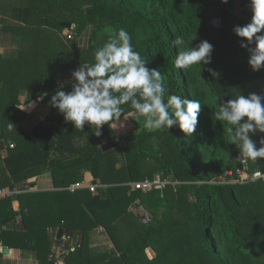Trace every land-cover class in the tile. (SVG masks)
<instances>
[{"label":"trees","instance_id":"16d2710c","mask_svg":"<svg viewBox=\"0 0 264 264\" xmlns=\"http://www.w3.org/2000/svg\"><path fill=\"white\" fill-rule=\"evenodd\" d=\"M49 2L35 6L42 24L61 32L65 29L61 24L70 23L75 37L89 24L94 26L90 48L75 57L82 64L94 63L97 47L108 39L105 29H126L134 50L148 60L147 67L164 75L165 102L171 94L198 99L203 111L192 136H186L178 124L162 131L142 128L128 146H108L118 141L109 125L103 126L99 137L90 125L81 132L50 105L59 88H72L56 83L53 64L39 65L26 60L25 54L0 55V120L21 126L27 117L18 108L21 90L45 95L43 102L50 108L13 146L0 129V188L23 185L44 172L51 173L55 186L19 193L17 210L12 197L0 199V226L11 225L21 215L20 227L0 232L2 243L33 253L39 264H53L52 246L60 242L57 231L64 221V232L81 245L65 256L66 264H264V181L215 183L229 170L236 173L242 164L239 149L228 141L227 129L232 126L216 121L214 113L222 102L247 96L248 84L264 77V68L252 70L250 54L234 32L235 26L250 22V0ZM211 17L221 18V29H210ZM9 31L19 32V27ZM177 35L186 40L197 35L188 47L202 40L213 44L211 63L186 71L177 68L178 49L172 45ZM209 68L219 76H212ZM123 107L124 115L136 113L130 104ZM261 137L264 133L258 132L257 147ZM247 162L250 172L264 171V159ZM85 171L92 174L97 194L90 187L71 188L84 181ZM156 174L182 183L176 189L169 184L147 193L131 189V182ZM136 200L151 212L150 221L143 222L138 212L130 211ZM98 226L115 248L93 255L89 233ZM257 247H261L258 252ZM148 249L154 252L152 258Z\"/></svg>","mask_w":264,"mask_h":264},{"label":"clouds","instance_id":"9594fccd","mask_svg":"<svg viewBox=\"0 0 264 264\" xmlns=\"http://www.w3.org/2000/svg\"><path fill=\"white\" fill-rule=\"evenodd\" d=\"M228 3L229 0H222ZM251 20L244 25L234 27L241 38V47L249 52V61L253 71L264 68V0H250ZM94 26H87L86 34L78 43L82 50L89 46V37ZM108 39L97 47L94 63L80 64L72 72V88L65 91L59 88L51 97L50 105L64 115L65 121L74 124L75 129L84 131L85 125L95 129L94 134L102 135L104 125L113 130L123 127L125 121L124 105L131 106L138 116L145 117L144 127L148 131H162L175 125L192 136L198 125V117L203 104L198 99H190L171 94L165 102L167 92L164 75L157 69L147 67L148 60L134 50L132 36L126 29L107 28ZM177 35L172 45L178 49L175 60L177 68L188 70L194 65L211 63L214 45L202 40L195 47L191 41ZM254 45V46H252ZM214 77L219 73L209 68ZM216 121L227 122L232 127L228 141L239 149L242 161L258 162L264 159V137L260 138V147L251 134L264 133V95L255 92L247 96L240 94L222 102L214 113ZM10 125L9 127H11ZM259 175V173H257Z\"/></svg>","mask_w":264,"mask_h":264},{"label":"crops","instance_id":"0c3cea01","mask_svg":"<svg viewBox=\"0 0 264 264\" xmlns=\"http://www.w3.org/2000/svg\"><path fill=\"white\" fill-rule=\"evenodd\" d=\"M49 1L54 3L55 0H0V55L4 58H18L25 54V59L36 62L39 65L56 67L54 71V80L60 86L73 84L72 72L77 69L81 63L78 53L87 51L90 48L92 32L89 37V46L80 49L78 43L86 34L87 27L83 32L75 37L72 30L58 31L47 25L42 24L41 16L36 14L35 6L41 3L44 6L49 5ZM19 27V32L9 31L10 27ZM72 39H71V38ZM86 64V63H84ZM248 92L251 93L249 87ZM256 92V91H255ZM45 95H38L37 91H24L19 93V109L27 114L22 121L21 126L11 125L7 120H0V129H3L6 140L12 142L20 137L28 135L29 130L39 123L50 108L43 102ZM121 117L123 127L115 130L117 139L124 137L125 141L130 140L129 132H138L144 128L145 117L138 116L137 113L131 112ZM141 127L140 129H138ZM136 131V132H135ZM133 134V135H134ZM128 135V136H127ZM122 146V145H121ZM96 186L93 183V176L89 171H85L84 181L71 188ZM26 191L53 190L55 186L50 172H44L28 180L23 185H18ZM24 192V191H23ZM96 194V193H94ZM13 208H19L17 196L12 197ZM135 209V208H134ZM130 211L131 210L130 207ZM21 225V215H17L11 225L4 224L0 226V232L7 228H18ZM62 234L59 236V230ZM64 235L63 228L59 226L57 239L60 242H54L50 256L61 259V264H66L65 256L72 251L74 244L62 240ZM71 245V246H70ZM71 247V248H70ZM114 244L105 229L101 226L93 228L89 233V250L91 254L110 252L114 249ZM149 258H152L154 252L152 249L147 250ZM0 264H39L33 253L22 252L20 249L5 246L0 238Z\"/></svg>","mask_w":264,"mask_h":264},{"label":"built area","instance_id":"2783aa9c","mask_svg":"<svg viewBox=\"0 0 264 264\" xmlns=\"http://www.w3.org/2000/svg\"><path fill=\"white\" fill-rule=\"evenodd\" d=\"M11 146H13V145H11ZM241 164H242L241 168H239L236 173L233 172L232 170H229L225 173V175L223 177H221L217 181H215V183H245V182H251V181H255V180H259V179L264 181V171L256 170V171L250 172L248 170V162L242 161V159H241ZM257 173H259V175H257ZM181 183L182 182H180L177 179H171L169 177H162L160 174H156L153 178L147 177L143 180L131 182L130 186H131L132 190H141L142 192L147 193V192H150L152 190H158V189L163 190L169 184H171L176 189L177 185H180ZM27 189H28L27 187H26V189H21V188L16 187V186L0 188V199L5 198V197H15L19 193L26 191ZM90 190L96 194L99 192L97 186H90ZM138 208L141 210V211L140 210L139 211L142 212L141 219L143 222H148L152 219L151 214L149 212H147L148 210H146L143 207V205L140 203L139 200H136L131 205V210L137 211ZM61 223H62L61 227L63 228V231H64V227H63L64 221H62ZM62 237H64V240L66 242H68L67 245H69V243L74 244L72 247V251H74L75 248H80L81 245L78 242H76L75 238L71 234H66L64 232V235ZM50 258H51L53 264H61V262H60L61 259L54 258L53 256H50Z\"/></svg>","mask_w":264,"mask_h":264},{"label":"rangeland","instance_id":"374dc122","mask_svg":"<svg viewBox=\"0 0 264 264\" xmlns=\"http://www.w3.org/2000/svg\"><path fill=\"white\" fill-rule=\"evenodd\" d=\"M64 31H69L68 29H64ZM248 87H249V89H250V91H251V93H253V92H255V93H257V94H261V95H264V77L263 78H261V79H258V80H255V81H252V82H250L249 84H248ZM141 127H139L138 129H140ZM145 128V127H144ZM136 132V131H135ZM133 134H134V132L132 131V132H129L128 133V135H130V137L129 138H131L132 136H133ZM127 135V136H128ZM252 135V138L253 139H255V137H256V135H257V133L256 134H251ZM119 139H118V142H119V144L120 145H122L123 147H126V146H128L129 145V142L128 141H125V138L124 137H118ZM154 144L156 145V147H157V144H156V141L154 142ZM198 159H201V156H198ZM140 209L138 208V210L136 211V210H134L133 212L134 213H137L138 212V214L142 217V212H140L139 211ZM160 211H162V209L160 210ZM147 212H149L150 214H151V212L148 210ZM141 221H142V219H141ZM257 250H261V247H257V248H255V251H257ZM258 252V251H257Z\"/></svg>","mask_w":264,"mask_h":264},{"label":"water","instance_id":"95a60500","mask_svg":"<svg viewBox=\"0 0 264 264\" xmlns=\"http://www.w3.org/2000/svg\"><path fill=\"white\" fill-rule=\"evenodd\" d=\"M209 27L211 30H219L222 28V20L220 17H211L209 18ZM61 26L65 29H70L71 28V24L70 23H62ZM108 146H118L119 142L117 140H114L112 142H110L109 144H107ZM100 194L102 197H105V188L101 187L100 188ZM62 234V229L59 230V236Z\"/></svg>","mask_w":264,"mask_h":264}]
</instances>
